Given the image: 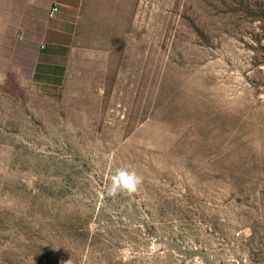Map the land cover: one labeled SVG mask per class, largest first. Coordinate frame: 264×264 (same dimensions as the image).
<instances>
[{
  "label": "rangeland",
  "instance_id": "374dc122",
  "mask_svg": "<svg viewBox=\"0 0 264 264\" xmlns=\"http://www.w3.org/2000/svg\"><path fill=\"white\" fill-rule=\"evenodd\" d=\"M25 66L0 264H264V0H87L61 76ZM119 168L136 193L107 195Z\"/></svg>",
  "mask_w": 264,
  "mask_h": 264
},
{
  "label": "crops",
  "instance_id": "0c3cea01",
  "mask_svg": "<svg viewBox=\"0 0 264 264\" xmlns=\"http://www.w3.org/2000/svg\"><path fill=\"white\" fill-rule=\"evenodd\" d=\"M86 1L0 0V78L27 63L36 79L60 77L77 46Z\"/></svg>",
  "mask_w": 264,
  "mask_h": 264
},
{
  "label": "clouds",
  "instance_id": "9594fccd",
  "mask_svg": "<svg viewBox=\"0 0 264 264\" xmlns=\"http://www.w3.org/2000/svg\"><path fill=\"white\" fill-rule=\"evenodd\" d=\"M143 182V177L136 171L127 168H119L111 177V183L107 185V195L115 197L120 193H136Z\"/></svg>",
  "mask_w": 264,
  "mask_h": 264
},
{
  "label": "built area",
  "instance_id": "2783aa9c",
  "mask_svg": "<svg viewBox=\"0 0 264 264\" xmlns=\"http://www.w3.org/2000/svg\"><path fill=\"white\" fill-rule=\"evenodd\" d=\"M57 9H58L57 7L53 8V9H52V10H53L52 12H55Z\"/></svg>",
  "mask_w": 264,
  "mask_h": 264
}]
</instances>
